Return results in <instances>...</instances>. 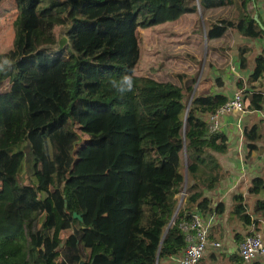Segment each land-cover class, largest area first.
Instances as JSON below:
<instances>
[{
  "label": "trees",
  "instance_id": "1",
  "mask_svg": "<svg viewBox=\"0 0 264 264\" xmlns=\"http://www.w3.org/2000/svg\"><path fill=\"white\" fill-rule=\"evenodd\" d=\"M12 1L13 47L0 56V83L10 82L0 91V264H44L59 253L58 264H157L177 256L187 244L181 223L196 206L212 212L204 187L186 179L204 178L212 188L222 177L212 152L228 150L227 136L211 133L200 117L227 99L196 95L184 119L204 41L197 6L192 0ZM251 1L200 0L211 68L228 66L235 32L264 36V24L248 11ZM74 5L76 14L61 29L66 43L35 48L34 33L55 39L51 17ZM142 25L170 29L158 53L134 35ZM248 51L240 49L243 64ZM263 74L259 63L249 82ZM245 107L263 109L264 92L253 91ZM158 129L162 134L150 144L145 131ZM257 130V124L245 129L250 152ZM184 185L182 203L176 195ZM249 192L264 198V178H255ZM235 201V211L250 222L243 195ZM257 206L264 216V199Z\"/></svg>",
  "mask_w": 264,
  "mask_h": 264
},
{
  "label": "crops",
  "instance_id": "2",
  "mask_svg": "<svg viewBox=\"0 0 264 264\" xmlns=\"http://www.w3.org/2000/svg\"><path fill=\"white\" fill-rule=\"evenodd\" d=\"M248 11L252 17L258 18L259 24H264V0H252L248 4ZM245 46L249 51L246 54L247 62L243 64L240 60V49ZM229 58L230 62L224 71L211 68L208 60V68L211 69L213 79L210 78L211 75H207V79L200 81L199 84L197 81L193 97L197 85L199 94L217 95L227 100L242 90L244 102L246 97L250 99V94L255 90L260 89L264 92V74L260 81L249 82L257 64L260 63L264 70V36L248 38L235 32ZM219 78L223 85L217 83ZM240 83H243V89L239 87ZM256 85L257 89L251 87ZM200 117L207 123L211 120V114H200ZM253 124H257L260 138L256 142L257 147L250 152L245 129ZM219 133L225 134L228 139L227 152H212L222 167L220 181L209 188L207 187L209 181L203 182L204 178L186 179L187 185L204 187V195L211 201L212 208L211 213L204 215L211 222L209 239L211 243L219 242L221 245L215 247L210 244L200 264H264V254L258 255L250 263H245L239 254L240 243L247 234L254 229L264 234V216L257 212L258 201L264 198L249 192L255 178H264V107L261 110H249L245 107L242 112L223 115ZM179 193L176 197L182 202ZM239 195L244 197L245 214L250 217V222H246V219L235 211L237 205L235 199ZM182 254L183 251L177 256L159 259L157 264H179L178 258ZM59 259L60 253L55 259H49L44 264H58Z\"/></svg>",
  "mask_w": 264,
  "mask_h": 264
},
{
  "label": "rangeland",
  "instance_id": "3",
  "mask_svg": "<svg viewBox=\"0 0 264 264\" xmlns=\"http://www.w3.org/2000/svg\"><path fill=\"white\" fill-rule=\"evenodd\" d=\"M191 4H194L197 6V9H198L197 12L199 15L197 23L200 25L202 32L204 34V41L200 45L202 56L200 57V61H199L200 69H199V74L197 76V81L199 84L200 81L204 80L205 78L207 79V75H211L210 78L213 79V75L210 72L211 69L209 70L208 68L207 54L209 52V49H208L207 39L205 38L207 22L203 19L204 7L201 5L200 0H192ZM156 5L159 6L158 4ZM74 6L75 7H70V8L68 7L69 10L67 9L66 12L59 13L55 15L54 17H51V20L54 21L55 23V27H54L55 39L47 37L41 31H36L34 33L32 42L35 48H41V47L48 46V45H52L51 47L57 48V47H62L66 43L67 38L61 32V29L65 27L66 25H68L69 20L74 16V14H76L78 6L77 5H74ZM16 15H17V8H16L15 3L12 0H4L3 2L0 3V56L7 53L13 47ZM147 17H149V15L147 13H144L143 19L145 20L147 19ZM169 30L170 29L167 27V25H157V26H152V27H147V26L145 27L142 25L137 29V33L135 32L134 35L138 37V41L140 42V44L144 45L145 49L156 54L163 49L162 45L166 43L164 35H168ZM70 83L71 85L74 83V78L71 79ZM9 86H10V82L7 80L4 83H0V91L8 89ZM198 86L199 85L196 86V91L194 93V96L200 93V90H198ZM238 92H241L242 95H244V92H242V90H239ZM192 94H193V91L191 93H187V96L184 99V103L186 105L184 119H186L187 117L186 111H188L191 100L193 99ZM185 125L187 126V124ZM220 126H221V123H220ZM155 131L156 130L145 131L147 137L149 138V141H151L150 144L155 143L154 140H157L156 138L159 133L162 134L161 129H158V132H155ZM153 132H155L154 135H153ZM182 156H183L184 168L186 170V165L189 163V159L186 153H183ZM22 175L24 176V173H22ZM178 208L180 209V206Z\"/></svg>",
  "mask_w": 264,
  "mask_h": 264
},
{
  "label": "built area",
  "instance_id": "4",
  "mask_svg": "<svg viewBox=\"0 0 264 264\" xmlns=\"http://www.w3.org/2000/svg\"><path fill=\"white\" fill-rule=\"evenodd\" d=\"M244 109L243 95L241 92H237L234 97L221 105L214 114H211V120L208 123L209 131L218 133L223 115L242 112ZM179 196L182 202L186 200V186L180 191ZM210 225L211 222L204 216L198 206L192 211L191 219L181 223L187 244L182 256L178 258L179 264H200L210 244L215 247L221 246L219 242H210ZM239 254L245 263H250L258 255L264 254V234L255 229L247 234L240 243Z\"/></svg>",
  "mask_w": 264,
  "mask_h": 264
},
{
  "label": "water",
  "instance_id": "5",
  "mask_svg": "<svg viewBox=\"0 0 264 264\" xmlns=\"http://www.w3.org/2000/svg\"><path fill=\"white\" fill-rule=\"evenodd\" d=\"M186 113H187V111H186ZM178 210H179V208L177 209V212H178ZM74 217L77 218V219H79L81 222L84 221V218L82 217V215L78 214L77 212H74ZM80 264H84V262H81Z\"/></svg>",
  "mask_w": 264,
  "mask_h": 264
},
{
  "label": "clouds",
  "instance_id": "6",
  "mask_svg": "<svg viewBox=\"0 0 264 264\" xmlns=\"http://www.w3.org/2000/svg\"><path fill=\"white\" fill-rule=\"evenodd\" d=\"M125 80L129 84V86L131 87V83H132L131 78L130 77H125Z\"/></svg>",
  "mask_w": 264,
  "mask_h": 264
}]
</instances>
